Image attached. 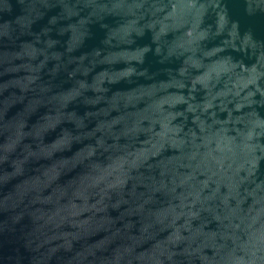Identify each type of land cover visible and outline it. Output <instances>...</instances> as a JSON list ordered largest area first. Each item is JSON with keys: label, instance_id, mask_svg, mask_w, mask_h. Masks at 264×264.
<instances>
[{"label": "water", "instance_id": "water-1", "mask_svg": "<svg viewBox=\"0 0 264 264\" xmlns=\"http://www.w3.org/2000/svg\"><path fill=\"white\" fill-rule=\"evenodd\" d=\"M0 264H264V0H0Z\"/></svg>", "mask_w": 264, "mask_h": 264}]
</instances>
